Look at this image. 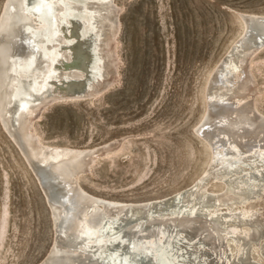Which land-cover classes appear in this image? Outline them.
Masks as SVG:
<instances>
[{
  "label": "bare ground",
  "instance_id": "obj_1",
  "mask_svg": "<svg viewBox=\"0 0 264 264\" xmlns=\"http://www.w3.org/2000/svg\"><path fill=\"white\" fill-rule=\"evenodd\" d=\"M121 12L116 0L2 3L0 122L52 216V242L35 264H264V207H254L264 205V113L249 66L264 48V13L240 14L241 33L208 77L194 131L210 155L188 185L143 200L99 196L80 178L120 140L76 148L36 132L51 104L95 100L115 83ZM210 181L222 189H209Z\"/></svg>",
  "mask_w": 264,
  "mask_h": 264
},
{
  "label": "rangeland",
  "instance_id": "obj_2",
  "mask_svg": "<svg viewBox=\"0 0 264 264\" xmlns=\"http://www.w3.org/2000/svg\"><path fill=\"white\" fill-rule=\"evenodd\" d=\"M116 2L122 12L115 83L96 101L51 104L35 130L45 143L76 148L120 140L116 151L81 176V185L107 198L161 197L206 168L210 149L194 129L205 111L208 77L241 33L240 14L264 13V0ZM249 66L255 105L264 113V48ZM222 187L221 181L208 186ZM51 237V216L36 179L0 124V264L37 263ZM228 244L234 250L230 239Z\"/></svg>",
  "mask_w": 264,
  "mask_h": 264
},
{
  "label": "water",
  "instance_id": "obj_3",
  "mask_svg": "<svg viewBox=\"0 0 264 264\" xmlns=\"http://www.w3.org/2000/svg\"><path fill=\"white\" fill-rule=\"evenodd\" d=\"M0 124H1V122H0ZM1 126H2L3 130L5 131V133L8 135L7 131L4 129V127H3L2 124H1ZM8 136H9V135H8ZM9 138L11 139V141L13 142V144L16 146L18 152H19L20 155L22 156V158H23V160L25 161L26 165L28 166V168L30 169V171L32 172V174L34 175V177H35V179H36V182H37V184H38V187H39V189H40V191H41L42 197H43V199H44V201H45V203H46V205H47V208H48L49 214H50V216H51V210H50V207H49V205H48V203H47L45 193H44L43 188L41 187V185H40V183H39V181H38V179H37L36 174L34 173L33 169H32V168L29 166V164L27 163V161H26V159H25L23 153L21 152V149H20L19 146L17 145V143H16V142H15L10 136H9ZM51 217H52V216H51ZM48 249H49V248H48ZM47 251H48V250H47Z\"/></svg>",
  "mask_w": 264,
  "mask_h": 264
}]
</instances>
